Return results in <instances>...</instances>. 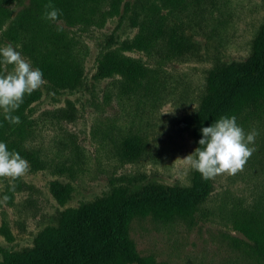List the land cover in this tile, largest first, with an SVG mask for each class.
<instances>
[{"label": "rangeland", "instance_id": "374dc122", "mask_svg": "<svg viewBox=\"0 0 264 264\" xmlns=\"http://www.w3.org/2000/svg\"><path fill=\"white\" fill-rule=\"evenodd\" d=\"M124 2L119 0L113 11L111 0H104V17L91 16L74 27L85 51L82 82L69 90L44 79L23 110L29 122L15 135L20 146L8 150L27 160L29 170L14 182L0 178V261L5 252L37 245L62 211L108 197L120 186L139 191L191 185L196 170L182 159L197 149L189 119L205 93L207 76L212 68L249 55V41L264 17V0H213V14L221 22L211 32L201 24L207 18L202 12H171L192 33L195 48L166 61L144 51L129 52L150 68L151 83L144 86L119 73L99 74L97 55L105 41L116 46L138 30L128 16L123 19ZM147 3L137 0V11ZM29 4L31 0H0V48L10 44L21 49L8 34ZM12 70L1 62L4 75ZM154 93L162 94L161 102ZM261 102L264 106V97ZM242 118L236 117L237 124ZM240 127L259 133L257 150L243 171L216 176L207 199L191 210L169 214L150 209L132 215L129 236L142 256L155 264H264L239 227L243 212L264 203V110ZM133 134L141 140L125 145ZM131 148L137 153H130ZM57 186L63 187L57 191L62 199L54 193Z\"/></svg>", "mask_w": 264, "mask_h": 264}, {"label": "trees", "instance_id": "16d2710c", "mask_svg": "<svg viewBox=\"0 0 264 264\" xmlns=\"http://www.w3.org/2000/svg\"><path fill=\"white\" fill-rule=\"evenodd\" d=\"M103 1L31 0V4L25 7L26 16L13 21L8 35L20 43L19 52L43 72V79L55 87L71 90L82 82L85 59V51L80 39L76 38L74 27L82 20H90L91 16L104 17L100 9ZM118 1L111 0L113 11L118 9ZM147 1V5H141L137 11V0H125L123 19L128 16L130 26H136L138 30L133 36L124 37L116 46L110 39L105 41L97 55L100 76L119 73L136 85L144 83L148 86L151 83L150 68L129 52L144 51L149 56L166 61L194 49L192 33H186L184 26L172 18L171 12H202L207 18L201 24L204 28L209 25L211 32H216L221 22V18L213 14V0ZM48 3L62 13L56 22L42 19ZM1 10L4 13L2 6ZM58 26L61 31H57ZM249 44L250 52L245 59L225 62L210 70L205 93L189 119L194 122L197 148L202 138L201 129L215 124L221 116H243L238 121L240 126L252 114L264 110L261 102L264 97V17ZM2 60L0 56V70ZM35 96L36 93L26 94L24 102L13 113L20 117L21 122L17 125L6 121L0 109V142L6 143L8 149L19 148L20 140L15 135H19L25 129V122H29L23 110ZM155 96L161 102L162 94ZM124 140L125 145H136L141 137L133 134ZM130 153L137 152L131 148ZM211 182L212 179L205 181L195 171L188 186H150L139 191H133L126 185L120 186L108 197L62 211L58 222L48 225L39 235L37 245L5 252L0 264H120L126 260L155 264L150 257L142 256L136 250L129 236L132 215L150 209L169 214L191 210L207 199ZM53 190L57 195L63 187H53ZM57 197L62 199L63 196ZM242 215L239 227L247 237V244L255 254L264 258V203L252 206Z\"/></svg>", "mask_w": 264, "mask_h": 264}, {"label": "clouds", "instance_id": "9594fccd", "mask_svg": "<svg viewBox=\"0 0 264 264\" xmlns=\"http://www.w3.org/2000/svg\"><path fill=\"white\" fill-rule=\"evenodd\" d=\"M45 9L42 19L52 22H56L62 14L52 3L46 4ZM61 30L58 26L57 31ZM0 56L4 65L13 66L11 72L0 75V109L6 121L17 125L21 122L20 117L13 113L24 102L26 94L31 95L46 81L43 72L32 68L12 45L0 48ZM201 132L202 138L198 141L200 147L182 160L191 169L198 171L205 181L225 173L236 175L243 171L248 159L257 150L254 144L259 133L255 129L245 133L237 124L235 116H221L215 124L203 127ZM28 170V161L18 152L9 151L6 143L0 142V178H10V182H14ZM7 199L5 196L4 200Z\"/></svg>", "mask_w": 264, "mask_h": 264}]
</instances>
